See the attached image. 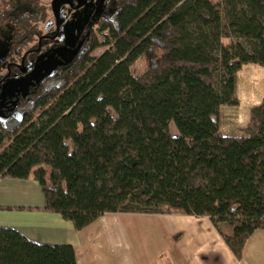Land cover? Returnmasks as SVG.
Returning a JSON list of instances; mask_svg holds the SVG:
<instances>
[{
    "label": "trees",
    "instance_id": "trees-1",
    "mask_svg": "<svg viewBox=\"0 0 264 264\" xmlns=\"http://www.w3.org/2000/svg\"><path fill=\"white\" fill-rule=\"evenodd\" d=\"M112 2L114 15L87 27L78 54L0 120V180L33 178L45 210L77 231L106 214L208 217L241 262L246 242L264 230V102L242 136L221 132V110L239 106L244 65L264 68V0H222V20L209 25L211 0ZM0 19L13 25L12 55L20 58L37 47L49 8L0 0ZM102 45L108 49L92 57ZM142 59L147 68L135 77ZM16 72L0 75V90ZM0 264L77 259L72 245L0 227Z\"/></svg>",
    "mask_w": 264,
    "mask_h": 264
},
{
    "label": "rangeland",
    "instance_id": "rangeland-1",
    "mask_svg": "<svg viewBox=\"0 0 264 264\" xmlns=\"http://www.w3.org/2000/svg\"><path fill=\"white\" fill-rule=\"evenodd\" d=\"M49 8V21H53L54 26L47 31L45 24L39 25L41 35L54 33L59 27L60 38L57 42L44 46L43 50L31 56L29 63L31 68L25 72H19V76L10 77L5 80L0 90V120L8 119L7 112L16 111L17 103L21 98H25L31 87L43 81L46 77L68 64L80 51L86 28L97 22L103 16H113L115 13L114 2L112 0H42ZM80 2L82 3L81 6ZM214 12L209 20L204 24H214L222 20V0H211ZM58 23V25H57ZM13 25L0 19V75L6 76V64L12 62V40L14 39ZM40 35V36H41ZM40 36L36 40L40 39ZM106 35H98L100 44L105 43ZM60 40V41H59ZM224 45H230V39L223 40ZM107 46H100L92 57L99 58L106 50ZM12 60V61H11ZM18 67H22L20 58H15ZM147 64L144 59L136 62L132 67V73L139 77L144 73ZM18 71V70H14ZM13 74V73H12ZM237 97L239 106H226L221 110V132L230 136L233 129H237L239 135H243L250 121L251 109L264 102V68L254 64H247L237 74ZM171 134L178 136V131L174 124L170 126ZM232 136V135H231ZM171 213H178L171 211ZM118 219L101 218L91 225L88 239L94 240L104 245L103 252L107 257H112L119 262H131L136 254L132 251L136 247L140 251L149 248L147 240L150 227L156 225L150 216H135L133 218L122 217ZM226 233L230 230L225 225H220ZM94 235V236H93ZM135 244V245H134ZM98 248V244H97ZM244 254L241 263L244 264ZM124 263V262H123Z\"/></svg>",
    "mask_w": 264,
    "mask_h": 264
},
{
    "label": "crops",
    "instance_id": "crops-1",
    "mask_svg": "<svg viewBox=\"0 0 264 264\" xmlns=\"http://www.w3.org/2000/svg\"><path fill=\"white\" fill-rule=\"evenodd\" d=\"M228 132L230 136H240L237 129ZM135 216L157 218L156 225L144 232L148 233L149 248L140 251L134 244L132 251L137 257L131 262H119L107 257L104 245L95 238L88 239V234L92 236L89 231L92 225L77 231L60 214L47 212L41 186L33 178L0 180V227L14 229L39 244L72 245L77 264H243L234 257L208 217L170 212L106 214L101 218L119 222L122 217ZM244 259V264H264V230L256 231L246 242Z\"/></svg>",
    "mask_w": 264,
    "mask_h": 264
},
{
    "label": "flooded vegetation",
    "instance_id": "flooded-vegetation-1",
    "mask_svg": "<svg viewBox=\"0 0 264 264\" xmlns=\"http://www.w3.org/2000/svg\"><path fill=\"white\" fill-rule=\"evenodd\" d=\"M57 25H58V23H57ZM46 26L48 28L47 31H49L54 26L53 21H49ZM85 32L86 33H85L83 42L86 39L87 30H85ZM60 37L61 36H60L59 27L56 28V31H54V33L48 32V34L41 35L40 39L38 40L37 47L33 48L32 50L30 49V50L24 51L23 54L21 55L20 62L22 64V67L19 68L18 63L15 62V58H17V57L13 56V58H12L13 61L11 60L12 62H7L5 68H6V72L8 73V75L11 76L12 73L14 72V70H18L19 72L20 71L22 72L23 70L28 71L32 67L31 64L28 62L29 59H31V56L40 53L43 50L44 46H46L50 43L57 42V39ZM82 45H83V43H82ZM16 73H18V72H16ZM16 73H14V74H16ZM2 77H6V76L2 75Z\"/></svg>",
    "mask_w": 264,
    "mask_h": 264
},
{
    "label": "water",
    "instance_id": "water-1",
    "mask_svg": "<svg viewBox=\"0 0 264 264\" xmlns=\"http://www.w3.org/2000/svg\"><path fill=\"white\" fill-rule=\"evenodd\" d=\"M81 4H82V3L80 2V5H79V6H81ZM24 71H25V70H23V72H24Z\"/></svg>",
    "mask_w": 264,
    "mask_h": 264
}]
</instances>
